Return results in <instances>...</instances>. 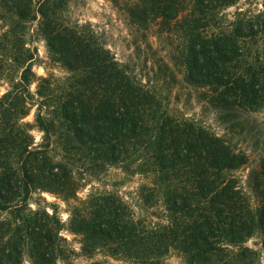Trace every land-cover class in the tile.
<instances>
[{
  "label": "rangeland",
  "instance_id": "374dc122",
  "mask_svg": "<svg viewBox=\"0 0 264 264\" xmlns=\"http://www.w3.org/2000/svg\"><path fill=\"white\" fill-rule=\"evenodd\" d=\"M25 1L0 0V165L19 168L25 148L38 150L43 158L35 181L26 186L21 180L9 199L17 204L0 209V264H135L139 251L155 244V231L169 224L170 212L156 190L146 192L151 175L140 169L137 156L112 162L101 147L79 145L66 130L56 97L72 72L39 29L38 10L49 0H28L27 14L20 15ZM134 1L61 0L53 9L54 19L94 31L127 73L155 92L169 114L201 124L245 153L247 162L229 173L254 208L250 175L264 156V111L214 103L208 87L188 82L176 51L180 38L157 22L143 28L131 21L126 3ZM263 1L236 0L224 6L218 13L220 26L227 28L237 17L262 12ZM25 66L27 84L19 79ZM11 104L14 112L9 114ZM36 111L51 119L47 134L36 125ZM47 160L56 174L62 173L57 164L65 167L61 181L47 172ZM6 202L0 199V206ZM105 218L123 225L122 236L95 233L94 223ZM33 219L43 220V228L54 238L47 263L29 255V236L17 239ZM14 242L22 244L20 252L9 249ZM263 242L264 229L256 228L244 241L224 245L225 250L212 260L194 258L192 264H264ZM156 246L159 253L153 258L158 264L193 261L182 252L180 242L157 241Z\"/></svg>",
  "mask_w": 264,
  "mask_h": 264
},
{
  "label": "trees",
  "instance_id": "16d2710c",
  "mask_svg": "<svg viewBox=\"0 0 264 264\" xmlns=\"http://www.w3.org/2000/svg\"><path fill=\"white\" fill-rule=\"evenodd\" d=\"M235 1L135 0L126 3V11L139 26L157 22L180 38L176 51L185 79L208 87L214 103L264 111V10L221 27L220 9ZM60 2L49 0L38 10L41 34L72 72L56 97L59 117L79 145L101 147L106 159L138 157L140 169L151 175L146 192L156 190L170 212L169 224L155 231L156 242H180L192 264L194 258L212 260L224 245L238 244L254 229H264V156L250 175L257 202L251 208L229 173L247 162L246 154L201 124L169 114L155 92L136 82L94 31L54 19L53 9ZM26 3L19 7L20 15L27 14ZM28 71L27 66L22 69L21 83L27 84ZM7 111L12 114L14 106ZM34 120L43 133L49 132L51 119L36 111ZM23 154V164L16 170L7 163L0 165V199L7 201L0 209L16 205L9 199L16 195L19 182L29 186L40 173L39 151L25 148ZM46 165L54 181L66 175L64 166L57 164L62 173L56 174L51 162ZM94 230L115 238L122 236L124 227L105 218L94 223ZM27 236L29 255L47 263L54 238L43 228V220L29 221L24 236L17 239ZM156 242L139 251L134 263L158 264L153 258L159 253ZM9 249L20 252L22 244L11 243Z\"/></svg>",
  "mask_w": 264,
  "mask_h": 264
}]
</instances>
